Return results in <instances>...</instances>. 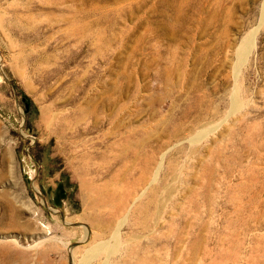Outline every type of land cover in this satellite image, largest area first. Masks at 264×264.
<instances>
[{"label": "rangeland", "instance_id": "1", "mask_svg": "<svg viewBox=\"0 0 264 264\" xmlns=\"http://www.w3.org/2000/svg\"><path fill=\"white\" fill-rule=\"evenodd\" d=\"M263 13L0 0V264H264Z\"/></svg>", "mask_w": 264, "mask_h": 264}, {"label": "bare ground", "instance_id": "2", "mask_svg": "<svg viewBox=\"0 0 264 264\" xmlns=\"http://www.w3.org/2000/svg\"><path fill=\"white\" fill-rule=\"evenodd\" d=\"M263 15H264V13H263ZM253 38V37H252ZM251 38V39H252ZM252 44H253V40H250L249 42L247 41L246 42V44L243 46V50H242V52H243V56H242V58H241V62H243L244 61V59H245V55H246V53H247V51H249V48H251V46H252ZM242 54V53H241ZM239 98L240 97H237V96H235V103H236V106L235 107H238L239 106V104H240V102H239ZM125 222V218L124 219H122L119 223H118V225H117V230H116V232L112 235V237H111V239H106V234H99V236L96 238L97 240H95L96 242L95 243H93V244H91L90 246H88L87 248H86V250H85V254H84V256H83V260L79 263H77V264H90L91 262H93V261H98L99 259H101L103 256H104V258L98 263V264H112L113 262L111 261V258L116 254V253H120L122 250H123V248H124V250H125V246H127V244H129V243H127V241H124L123 239H122V235H121V233H120V228H121V225L123 224ZM51 238H53L54 240H55V238L56 237H51ZM51 238H42V239H40L41 241H39L38 243H36V245H38V244H41V243H43V242H45V241H48L49 239H51ZM142 238V237H141ZM141 238H139V236H137V237H132V238H130V239H128V241H130V242H134V243H137ZM94 239V238H93ZM42 245V244H41ZM40 246V245H39ZM128 250V249H127ZM127 250H125V252H129L130 253V250L129 251H127ZM133 252V251H132ZM147 252V251H146ZM129 253H128V255H129ZM160 253V252H159ZM159 253H157V255L159 254ZM127 254V253H126ZM133 254L134 255H139V254H141V253H138L136 250H135V253L133 252ZM145 254V255H144ZM144 254H143V256H142V254H141V259L139 260L140 261V263L143 261L144 262V264H146L145 263V261L143 260V258H147L148 260H149V258L150 259H152V261L154 260V256H153V254H152V258L150 257V256H148L145 252H144ZM122 255V254H121ZM148 257H147V256ZM150 255V254H149ZM164 256L166 257V258H159L158 260V262H160V264H173V259H171V254H170V252H168V253H166V254H164ZM156 259V258H155ZM165 260V263H162L163 261ZM151 261V260H150ZM149 261V262H150ZM112 262V263H111ZM154 262V261H153ZM150 263H152V262H150ZM175 263V262H174ZM142 264V263H141ZM154 264V263H153Z\"/></svg>", "mask_w": 264, "mask_h": 264}]
</instances>
